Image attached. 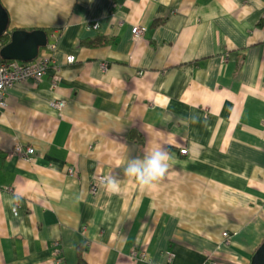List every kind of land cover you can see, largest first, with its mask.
Segmentation results:
<instances>
[{"label": "crops", "instance_id": "crops-1", "mask_svg": "<svg viewBox=\"0 0 264 264\" xmlns=\"http://www.w3.org/2000/svg\"><path fill=\"white\" fill-rule=\"evenodd\" d=\"M0 1L10 31L47 33L49 62L0 106V264H77L80 247L88 264H250L264 239V0ZM156 145L174 160L143 191L124 169Z\"/></svg>", "mask_w": 264, "mask_h": 264}, {"label": "built area", "instance_id": "built-area-1", "mask_svg": "<svg viewBox=\"0 0 264 264\" xmlns=\"http://www.w3.org/2000/svg\"><path fill=\"white\" fill-rule=\"evenodd\" d=\"M92 28H97L98 23H92L89 25ZM144 27L134 26L132 27V38L133 40L140 39L142 33L144 32ZM55 33V32H54ZM50 45V44H49ZM53 48L54 45H51ZM68 62L74 61V55L67 56ZM47 57H37L34 62L27 63L21 62L18 60H3L0 58V106L4 104L6 89L13 84L25 81V80H39L46 71L48 65ZM107 65L103 64L102 68L105 69ZM63 102H53L54 107L62 106ZM14 152L17 155H25L29 156L34 152L32 147H22L18 145L15 147ZM181 154H187V149L185 147L180 149ZM70 174L73 173L72 170L69 171ZM98 191V186L96 184L91 185L90 192L96 193ZM227 235V233H224ZM52 253L56 258V261H61L60 255L62 253V246L59 241L53 242L52 245ZM131 256L133 260L138 258H145L146 254L143 252H139L138 250H134L131 252Z\"/></svg>", "mask_w": 264, "mask_h": 264}, {"label": "clouds", "instance_id": "clouds-1", "mask_svg": "<svg viewBox=\"0 0 264 264\" xmlns=\"http://www.w3.org/2000/svg\"><path fill=\"white\" fill-rule=\"evenodd\" d=\"M197 120L198 117L189 116L184 122L196 123ZM173 160L174 157L166 148L156 145L149 149L142 158L129 159L124 172L128 178L137 182L141 190L151 191L166 177ZM101 184L108 192L113 193L120 187L119 181L111 176L102 178Z\"/></svg>", "mask_w": 264, "mask_h": 264}, {"label": "water", "instance_id": "water-1", "mask_svg": "<svg viewBox=\"0 0 264 264\" xmlns=\"http://www.w3.org/2000/svg\"><path fill=\"white\" fill-rule=\"evenodd\" d=\"M6 34L10 39L0 48V57L6 60H34L38 57L39 49L48 45V36L43 29L10 31L9 16L0 1V37ZM250 264H264V239L253 252Z\"/></svg>", "mask_w": 264, "mask_h": 264}, {"label": "trees", "instance_id": "trees-1", "mask_svg": "<svg viewBox=\"0 0 264 264\" xmlns=\"http://www.w3.org/2000/svg\"><path fill=\"white\" fill-rule=\"evenodd\" d=\"M9 39L10 38H9L8 34L0 37V48L2 46H4L6 43H8ZM77 264H88L86 259H85V249L82 247H80L78 249V262H77Z\"/></svg>", "mask_w": 264, "mask_h": 264}, {"label": "bare ground", "instance_id": "bare-ground-1", "mask_svg": "<svg viewBox=\"0 0 264 264\" xmlns=\"http://www.w3.org/2000/svg\"><path fill=\"white\" fill-rule=\"evenodd\" d=\"M1 58V57H0ZM1 59H3V58H1ZM3 60H6V59H3ZM35 61V59L34 60H31V61H27V63H32V62H34ZM22 62V61H21ZM60 107V106H59ZM16 146H18V145H16ZM15 146V147H16ZM15 147H14V150H15Z\"/></svg>", "mask_w": 264, "mask_h": 264}]
</instances>
